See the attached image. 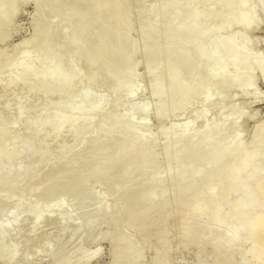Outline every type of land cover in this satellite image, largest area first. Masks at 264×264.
I'll list each match as a JSON object with an SVG mask.
<instances>
[{"label":"bare ground","instance_id":"obj_1","mask_svg":"<svg viewBox=\"0 0 264 264\" xmlns=\"http://www.w3.org/2000/svg\"><path fill=\"white\" fill-rule=\"evenodd\" d=\"M153 1L149 13L162 20L145 24L141 36L148 32L157 36L164 30L169 36L162 46L144 51V72L151 79L150 97L154 102L130 103L141 89L135 72L141 61L135 59L137 44L130 41L126 32L132 18L127 15L118 20L119 14L126 9L125 1L0 0V40L8 36L7 32L6 35L3 33L9 30L19 7L23 4H32V15L41 21L39 26L32 28L29 38L23 39L14 47L16 57L18 53L17 59L10 58L0 63V86L8 88L18 84L26 85L28 94L23 100L15 102L21 110L30 98L29 91H34L35 87L37 92L52 97L68 90L65 96H61L52 114L48 115V105L41 108L38 119L30 124L29 138L22 144L9 142L8 133L0 135V199L9 201V186L19 185L20 178L26 177L34 182L30 192L36 194L39 200L28 212L19 207L2 210L4 215L0 219V262L3 264H24L27 261L28 252L19 256L25 244L22 246L16 240L21 230L18 231L22 228L21 218L27 216L29 223L25 227L27 234H32L41 224L45 211L61 209L62 205L58 203L57 198L63 193L65 196L63 197V194L62 198H67L68 205L73 207V213L81 218L87 214H107L113 209L120 214L124 207H137L142 215L149 212V206L159 196L144 195L143 189L164 183L177 189L179 182L184 179L188 181L186 186H189L203 175L210 164L196 168L188 176H184L187 172L185 169L177 173L169 170L172 178H161L157 173L150 172V165L156 158V145L153 137L147 133L148 121L141 126H135V117L149 108L154 110L157 120L163 122L170 116H182L187 111L189 114L191 108L198 106V111L192 119L162 131L166 156L162 167L164 170L179 156L187 155L191 160L199 153L216 150L211 160L215 163L241 149L244 141L237 130L233 131L235 140L232 146L215 148L219 140L218 130L226 125L227 119L220 117L221 119L212 120L196 130L191 129V122L204 120L208 115V108L216 107L222 112L228 99L232 100L235 96L227 93V86L250 90L251 67L260 71L261 80L264 81V59L258 51L251 52L253 47L249 40H241L242 32L256 29L260 24L257 13H264V0H205L193 7L190 5L194 0ZM105 10H111V13L102 18L101 14ZM178 12L184 15L176 22L170 23V16ZM63 25L68 37L65 48L70 52V55L66 56L60 54L59 49L52 45V39L60 35ZM234 26H237L238 30L225 37V33ZM176 41L187 49H171ZM38 66L40 70H37ZM187 69L190 72L188 76L183 77L182 72ZM4 71H7V74L3 77ZM203 72L204 76L201 78ZM244 76L246 78H243ZM81 82L82 87L75 93ZM214 83L218 84V88H212ZM96 87L105 89L106 93L95 94ZM109 95L115 100H109ZM256 99L258 101V96ZM72 102H75V105L71 108ZM109 106L114 109L128 106L127 113L107 111ZM230 111L232 116L238 113L234 107H231ZM25 115V112H20L16 119L9 122L8 130L12 126L25 124ZM243 115L245 114L242 113ZM3 120L0 117V123H3ZM231 122L234 129L235 122ZM86 124L91 125L90 132L86 137L72 132L77 145L72 147L66 156L58 154L44 160L46 147H36L33 143L35 137L42 139L49 129H58L61 136L68 128H82ZM261 131L264 133V124ZM200 137L203 139L197 141ZM140 138L144 139L139 142ZM255 148L257 154L264 158L263 148ZM18 155L23 157L15 164L12 160ZM32 160H35L36 165L30 170L26 165ZM124 162L128 165L111 190V197L117 198L119 205H116L111 197L94 201L97 192L93 190L94 183L90 185L94 174L103 170L105 173L98 177L100 180L96 183H99L101 188L108 187L105 186L109 182L106 173L116 170ZM88 166L91 168L85 172L84 169ZM261 170L260 165L246 158L230 168L229 182L239 192L240 199L225 214L220 213L225 202H219L211 221L205 224L204 216L214 197L220 192L223 181L222 171L209 174L205 179L204 188L198 192L189 210L190 215L199 221L200 225L197 231H193L190 222H184L179 235L181 248L193 242L196 245L194 248L201 250L200 245L208 243L205 241L203 244L202 239L209 240L208 238L212 237L214 241L211 242L214 244L209 242L212 244V252L217 257L223 256L224 262H230L235 252L247 246V249L241 252V263L264 264V250L261 249L264 244V197L261 199L259 192L263 181L257 179ZM246 171L249 172L248 176L245 174L244 179L239 180L238 176H243L239 174ZM41 175L48 178L49 175L54 176L49 181L47 179L43 183L37 182ZM226 194L231 196L236 193L229 187ZM252 217L254 221L250 222L248 219ZM58 221L63 224V220ZM96 223V220H92L86 226L94 230L98 228ZM64 226L67 227L68 234L71 233L68 227L74 229L73 233L69 234L73 235L72 238L77 237L82 228L73 216L64 219ZM64 230L66 231V228ZM140 231L146 232V229L141 227ZM64 234L66 232L61 235L64 237ZM139 245H132L129 238L119 239L110 250V264H142L143 245ZM159 245V251L162 252H156L151 264H169L171 250L162 241ZM203 249L205 253V248ZM43 250L50 257L56 255V245L44 248L41 252ZM99 255L97 248L81 259H72L73 261L63 264H90L97 260Z\"/></svg>","mask_w":264,"mask_h":264},{"label":"rangeland","instance_id":"obj_2","mask_svg":"<svg viewBox=\"0 0 264 264\" xmlns=\"http://www.w3.org/2000/svg\"><path fill=\"white\" fill-rule=\"evenodd\" d=\"M123 1L126 3V9L119 14L118 20H122L127 15L132 18L131 23L126 29V32L130 41L137 44V49L135 50V59L139 60V62L141 61L135 71L140 81L141 89L130 100V103H153L154 101L150 97V91L152 89L151 79L144 72V51L151 47L162 46L166 38L169 36V33L164 30L160 31L157 36H155L152 32H148L144 34V36H141L142 27L145 24H149L154 21L161 22L162 20V18H154L153 15L149 13L154 1ZM204 1L205 0H194L192 1L190 7H193L196 3ZM33 9L34 6L30 3L20 6L11 27L8 28L9 30L7 31L4 30L5 32L3 35L7 34L8 36H6L4 40H0V63H4L10 58H13L11 60H14V58L16 60L18 53L16 57L13 51L14 47L23 39L25 40L29 38L32 33V28L41 24V21L32 15L34 11ZM110 13L111 10H105L101 14V17L104 18ZM183 15L184 13H174L170 16L168 21L170 23L176 22ZM257 18L260 21V24L256 29H249L242 32L241 40H249V44H251L253 47H251V52L258 51V53H260L264 59V13L259 11L257 13ZM64 27L65 25L61 27L60 35L52 39V45L59 49L60 54L66 56L70 55V52L65 48V42L68 37L64 31ZM237 30V26L232 27L228 33H225V37L232 35V33ZM178 47H180L182 50L187 49V47L184 45L180 46L177 41L171 46V49L176 50ZM14 65H16V61H14ZM206 67L207 65L205 68ZM37 70H40V66L37 67ZM189 72L190 71L188 69L184 70L182 72L183 77L188 76ZM6 74L7 71H4V73H2L3 77ZM249 74L252 76V85L250 90H243L242 88L237 89L233 86H227V93L230 95L234 94L235 96H233L234 99L231 98L232 100L228 99L225 109L221 112L216 107H212L210 109L208 108V115L204 118V120L201 122H199L200 120L191 122L193 127L191 129L196 130L205 124H209L212 120L217 121L221 118L227 119L228 122L226 125L222 129L218 130L219 140L217 141L215 148L220 149L232 146L235 140L233 131L237 130L244 141L240 150L234 151L231 156L215 163H212L211 160L213 153L216 150L208 153H199L194 159L191 160L187 158V155L179 156L168 165L167 170H164L162 167L166 162V156L163 147L162 131L173 125L175 126L180 123L182 124L185 121H188V119L190 120V118L192 119L197 113L196 111H198V106L191 108L189 114L187 111V113L182 116H170L163 122H159L156 118L154 110L149 108V110L146 112H142L135 117V126H141L142 123L148 121L147 133L153 137L154 144L156 145L154 148L156 158L150 165V172L157 173L161 178H172L170 171L177 173L179 170L181 171L182 169H185L187 172L184 174V176H188L196 168L210 164V166L204 170L203 175L189 186H186L188 181L184 179V181L179 182L177 189H174L168 183L158 184L153 188L143 189L142 192L144 195L157 194L159 196L157 200L149 206V212H146V214L142 215H140V211L137 207H124L122 208L123 210L120 214H117L116 210L113 209L107 214H87L85 217L81 218L73 213V207L68 205L66 200L67 198H62V195L64 194V197L65 193H63L61 190L60 194H63L60 198H57L58 203L62 205L61 209L59 211H45L41 224L35 232L32 234H27L28 230L25 226L29 223V219L27 216H23L21 218L20 224L22 228L19 229L18 232H20V230L21 232L16 236V240H18L22 246L25 244V247H23L24 249H20L22 252L20 251L19 256H22L23 253L27 254L28 252V259L24 264H63L65 262L81 259L91 252H94V250H97V248L99 249L100 255L97 260L91 262L90 264H110L111 260L109 253L112 245L121 238H129L132 245H136V243L137 245L140 244L139 246H141V244L143 245L141 246V248H143V250L141 249V254L144 256L142 257V259L144 258L142 264L152 263V257L154 258V255L157 254L156 252L161 250V246L159 245L161 241L171 250L169 255V264H225L226 261L224 262L225 258H223V256H218V258L217 255L212 252V244L209 243L211 242L212 237L208 238L209 240L202 239L203 244L205 241L208 243L205 245L201 244V250H196L197 247L194 248L196 245H194L195 243L193 244V242L185 247L183 246L184 248H181L182 245L179 244V235L182 225L186 221L190 222V226L193 231L194 229L197 231V227L200 225V222L196 221L192 215H190L189 210L196 199L198 192L204 188L206 184L205 179L209 174L222 171L223 181L220 192L214 197L213 203L207 209V212L204 216V223L209 224L214 215L216 205H219V202H225V204L222 206V209H220V213L223 214L231 210L236 205L240 199V194L238 191H236L235 186L233 185V187L232 184H230L228 170H230V168H232L236 163L240 162L244 158L250 159L254 164L260 165L262 167L257 179L263 181L259 192L262 196L261 199L264 197V158L257 154V149L255 148L262 147L264 150V133L261 131L262 125L264 124V81L261 80L260 71L254 69L253 67H251ZM203 76L204 72L203 75H201V78H203ZM243 78H246V76ZM83 82L78 84L77 88L75 89V93L78 92L80 87H82ZM52 86L53 83L50 84V87ZM36 88L37 87L34 88V91H29L30 98L24 103L21 110L19 109V106L17 107L15 102L17 100H23L24 96L26 97L28 94V88L26 85L18 84L9 86L8 88L0 86V117L4 119L3 123H0V135L8 133V141L11 143H17L18 145L22 144V142L28 139L30 136V124L38 119V113L41 108L48 105L50 107L48 115H50V113L52 114L54 109H56V104L61 99V96H65L68 93V90H63L58 96H45L42 93L37 92ZM96 88L97 89H95L94 93L97 95L105 92V89L103 88V90L99 87ZM212 88H218V84H212ZM256 96H258V101ZM108 99L112 101L115 100V98H111L110 95ZM75 102L70 104L71 108L75 105ZM122 102L123 101H121V103ZM126 107L128 106L114 109L113 107L109 106L106 108V110L110 112H125L126 114ZM231 107H234L235 112H238L236 115L232 116L233 113L230 111ZM20 112H25L27 122L21 126H12L11 129L8 130L7 125L9 122L16 119ZM242 113L245 115L242 116ZM231 121L235 122L234 129L231 126ZM90 130V124H86L82 128H77L75 126L71 127L70 129H66L65 132L59 136L58 129H49L46 131V135L42 139L35 137L33 143L36 147H40L41 145L46 147V155L43 158L44 160H48L58 154H61V156H66L69 154V150L77 145L72 132L78 133L82 137H86ZM143 139L144 138H140L139 142H141ZM202 139L203 138L200 137L197 139V141ZM22 157V155H18L12 160V162L17 164L22 160ZM172 157H174V154ZM35 165V160H32L28 162L26 166L31 170ZM127 165L128 163L125 164L124 162L123 165L121 164L116 170H109V173H106L108 174L107 176L109 177V182L107 185H105L108 187L105 188L104 186L101 188V185L96 183L100 180L98 177L102 176L105 172L103 170H99L94 174L95 176L92 178V181L90 180V185L94 183L92 187L93 190L97 192V196L94 201H97L102 197H111L112 185L118 182ZM90 168L91 167L88 166L86 169H84L85 172L90 170ZM86 174L84 175L86 176ZM248 174L249 172L246 171L244 174H239L243 176H237L239 180H243L244 175L248 176ZM49 176L52 178L54 175ZM40 177L37 182L43 183L46 182L47 179L48 181L50 180V178L44 175H41ZM94 178L96 179L95 181ZM20 179L21 183L19 185L14 184L9 186L8 196L11 197V199L9 201L6 199H0V219L3 218L4 213L2 210L5 208L19 207L24 212H28L30 209H32L34 204L39 201L36 194L30 192V188L34 184L32 179L26 177H22ZM229 187L233 190V193L236 194H232L231 196L227 195L226 191ZM184 188H188V190H184ZM57 195L59 196V194ZM226 195L228 197H226ZM112 198L114 197H111L110 199L113 200L114 203H117L116 205H119V200L117 198ZM153 209L159 210L153 211ZM69 216L75 217L76 221H78L82 226L80 233L78 234L79 236L76 235L77 237L74 236V238H72L73 235L70 236L69 234L73 233V228L75 225L72 226L73 228L68 227V230L71 231L69 234L67 233V227H63L64 219ZM58 219L63 220V224L62 222H59ZM92 220H96L98 223V228H95L94 230H91L86 226L87 223L92 222ZM248 220L250 222L254 221V217ZM141 227L145 228L146 232L140 231ZM65 228L66 231L64 230ZM193 231L192 233L194 234ZM62 232H66L67 235L64 234L63 237V235H61L63 234ZM215 236H213V238H215ZM212 241H214V239ZM52 245H56V255L54 257L48 256L44 250L41 252L42 249L51 247ZM246 247L247 246H244L239 250V252H235L230 262H226V264H242L241 262H243V256L241 252H244L247 249ZM203 248H205V253L203 252ZM261 249L264 250V244L261 245ZM37 250H40V252ZM161 252L159 251V253ZM211 254L214 256L212 257ZM0 264L3 263L0 262Z\"/></svg>","mask_w":264,"mask_h":264}]
</instances>
